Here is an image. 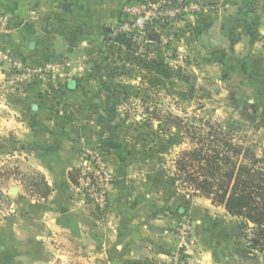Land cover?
Wrapping results in <instances>:
<instances>
[{
    "label": "crops",
    "instance_id": "0c3cea01",
    "mask_svg": "<svg viewBox=\"0 0 264 264\" xmlns=\"http://www.w3.org/2000/svg\"><path fill=\"white\" fill-rule=\"evenodd\" d=\"M122 1L0 0V12L11 18L6 41L22 55L42 49L66 60L67 85L75 90L70 78L82 75L99 26L115 27ZM199 1L204 10L173 24L172 37L183 42L180 47L199 52L206 76L232 90L236 107L250 112L259 133L264 129V0ZM64 3L69 4L66 10ZM30 8L37 12L36 20L30 19ZM40 92L17 91L0 104V158L8 157L4 163L20 171L37 172L49 187L42 197L36 188L26 193L15 177L3 182L1 191L11 196L0 210V264H151L152 257L168 259L171 245L162 237L158 202L138 200L126 180L118 179L106 211L98 212L84 199L70 178L80 164L74 148L80 138L67 120L54 115ZM199 201L189 203L186 214L201 243L210 248L204 251L205 264L227 259L224 250L253 260L240 220L208 199Z\"/></svg>",
    "mask_w": 264,
    "mask_h": 264
},
{
    "label": "rangeland",
    "instance_id": "374dc122",
    "mask_svg": "<svg viewBox=\"0 0 264 264\" xmlns=\"http://www.w3.org/2000/svg\"><path fill=\"white\" fill-rule=\"evenodd\" d=\"M130 1L123 0L122 6ZM122 6L112 30H107L112 27L109 23L99 26L95 34L97 45L93 55L87 56L90 60H85L84 69L80 71L82 75L70 78L76 81L75 90L67 86L66 60L46 54L42 49L30 56L22 55L5 42L2 48L8 51L11 61H0V104L17 91L39 88L50 101L54 115L67 120L80 138L77 142L81 143V148L74 147L80 157L74 177L84 199L93 204L78 188L79 168L91 167L100 159L112 177V185L105 208L100 210L93 204L95 209L101 213L106 211L116 180H126L138 200L158 202L155 205L158 204L160 211L162 237L171 245L168 259L156 256L149 259L150 263L205 264L204 251L210 248L201 243L200 233L192 226L190 215L186 211L182 214L183 208L187 210L189 203L200 202L201 198H189L186 189L171 181L175 157L181 150L189 149L192 143L189 137L180 136L166 123L167 116H179L184 122L196 124L199 118L209 119L225 130L234 129V138L255 141L259 150L264 147V129L258 133L250 112L236 107L231 89L206 76L199 52L188 50L185 44L180 47L183 42H176L172 37L174 30L170 27L173 24L200 13H186L158 28H147L145 47L139 53L131 40L128 47L115 41ZM35 15V19L29 18L36 20L37 12ZM90 41L96 43L95 39ZM6 160L8 157L0 158L2 212L11 196L10 192L1 191L6 179L15 177L29 194L35 188L34 183L39 181L37 172L20 171L15 165L4 163ZM184 220L191 225V243L187 248L180 246L176 236ZM250 227L251 224L248 227L242 224L243 238L244 234L251 236ZM243 241L254 251L251 252L253 260H246V256L236 251L224 250L228 258H220L219 264H258L260 259L264 262V249H253L246 238Z\"/></svg>",
    "mask_w": 264,
    "mask_h": 264
},
{
    "label": "trees",
    "instance_id": "16d2710c",
    "mask_svg": "<svg viewBox=\"0 0 264 264\" xmlns=\"http://www.w3.org/2000/svg\"><path fill=\"white\" fill-rule=\"evenodd\" d=\"M115 35V41L130 45L129 38L121 33ZM198 122L167 116L166 123L180 136L189 137L192 143L175 157L171 181L186 189L189 198L208 199L239 219L240 224H251V236L244 234V238L251 248L261 251L264 249V147L259 150L250 138H234V129L225 130L209 119L199 118ZM70 178L75 182L73 174ZM34 186L42 197L49 193L40 175ZM182 211L185 214V208Z\"/></svg>",
    "mask_w": 264,
    "mask_h": 264
},
{
    "label": "built area",
    "instance_id": "2783aa9c",
    "mask_svg": "<svg viewBox=\"0 0 264 264\" xmlns=\"http://www.w3.org/2000/svg\"><path fill=\"white\" fill-rule=\"evenodd\" d=\"M203 10L204 5L199 0H132L123 4L115 33H121L129 38L137 47V52L141 53L145 47L147 28H158L161 24L175 20L186 13L199 14ZM35 14L36 12L32 10L30 16L35 19ZM10 21L11 18L7 13L0 12V61H11L8 51L2 48L11 32ZM79 169L78 188L84 191L90 202L103 210L112 185L111 175L100 159L93 162L91 167L83 165ZM190 234L191 225L184 220L176 232L180 246L185 248L189 246Z\"/></svg>",
    "mask_w": 264,
    "mask_h": 264
},
{
    "label": "water",
    "instance_id": "95a60500",
    "mask_svg": "<svg viewBox=\"0 0 264 264\" xmlns=\"http://www.w3.org/2000/svg\"><path fill=\"white\" fill-rule=\"evenodd\" d=\"M153 1H156V0H153ZM62 8L63 9H68L69 8V4L68 3H64L63 5H62ZM31 47L33 46V43H31V45H30ZM74 147L76 148V149H80L81 148V143H79V142H77L75 145H74Z\"/></svg>",
    "mask_w": 264,
    "mask_h": 264
}]
</instances>
